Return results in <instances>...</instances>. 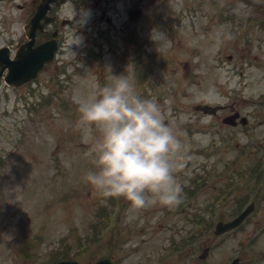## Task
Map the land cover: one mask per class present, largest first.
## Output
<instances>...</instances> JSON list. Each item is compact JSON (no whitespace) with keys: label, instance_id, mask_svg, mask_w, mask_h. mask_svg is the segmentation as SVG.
Here are the masks:
<instances>
[{"label":"rangeland","instance_id":"rangeland-1","mask_svg":"<svg viewBox=\"0 0 264 264\" xmlns=\"http://www.w3.org/2000/svg\"><path fill=\"white\" fill-rule=\"evenodd\" d=\"M36 1L0 0V45L26 40ZM138 4L140 18L126 21ZM57 13L56 61L17 88L0 81V264H46L56 252L84 263L217 264L242 242L243 257L264 251V233L252 238L264 230V0H70ZM120 74L155 98L180 141L176 205L136 208L85 179L99 133L81 124L77 101ZM199 102L248 115L247 132L221 122L229 108L209 116L193 109ZM238 200L255 203L250 220L211 233ZM194 240L206 257L194 260Z\"/></svg>","mask_w":264,"mask_h":264},{"label":"clouds","instance_id":"clouds-1","mask_svg":"<svg viewBox=\"0 0 264 264\" xmlns=\"http://www.w3.org/2000/svg\"><path fill=\"white\" fill-rule=\"evenodd\" d=\"M114 77L77 101L81 124L90 135L93 125L99 133L90 153L95 167L85 179L103 196H123L136 208L156 201L176 205L183 187L171 154L181 148L180 141L155 98L140 96L132 77Z\"/></svg>","mask_w":264,"mask_h":264},{"label":"water","instance_id":"water-1","mask_svg":"<svg viewBox=\"0 0 264 264\" xmlns=\"http://www.w3.org/2000/svg\"><path fill=\"white\" fill-rule=\"evenodd\" d=\"M47 2H49V0H42V4H47ZM43 9H44V7H43ZM31 23H32V21H30V26H31ZM32 36H33V34H32ZM33 39V38H32ZM33 42V40H31V41H29L27 44H31ZM33 51L31 50V49H28V51L26 52L27 53V55H28V57H29V59L31 60V61H33V64L36 62V60H37V58L35 59V56H36V54H34V53H32ZM35 59V60H34ZM40 61V63H41V60H39ZM205 107V106H204ZM206 109H208V110H212L213 111V109L214 108H212V107H209V106H207V107H205ZM56 264H77L76 262H73V261H62V262H58V263H56ZM95 264H109V260H104V261H98L97 263H95Z\"/></svg>","mask_w":264,"mask_h":264}]
</instances>
